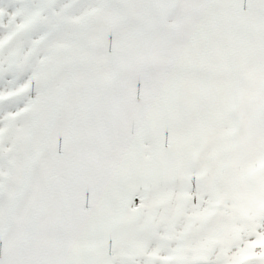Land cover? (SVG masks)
<instances>
[{"label": "snow or ice", "instance_id": "1", "mask_svg": "<svg viewBox=\"0 0 264 264\" xmlns=\"http://www.w3.org/2000/svg\"><path fill=\"white\" fill-rule=\"evenodd\" d=\"M0 264H264V0H0Z\"/></svg>", "mask_w": 264, "mask_h": 264}]
</instances>
